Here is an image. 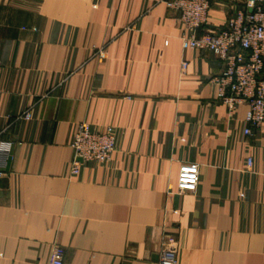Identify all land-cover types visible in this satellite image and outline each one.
I'll list each match as a JSON object with an SVG mask.
<instances>
[{
	"label": "crops",
	"instance_id": "0c3cea01",
	"mask_svg": "<svg viewBox=\"0 0 264 264\" xmlns=\"http://www.w3.org/2000/svg\"><path fill=\"white\" fill-rule=\"evenodd\" d=\"M164 1L0 0V264L57 247L64 264H161L170 247L177 264H264V123L246 136L248 106L216 100L222 62ZM246 1L210 0L211 27ZM81 123L116 150L73 175ZM184 164L195 193L178 191Z\"/></svg>",
	"mask_w": 264,
	"mask_h": 264
},
{
	"label": "built area",
	"instance_id": "2783aa9c",
	"mask_svg": "<svg viewBox=\"0 0 264 264\" xmlns=\"http://www.w3.org/2000/svg\"><path fill=\"white\" fill-rule=\"evenodd\" d=\"M167 8L178 14L182 40L192 50L211 53L222 62V72L211 79L216 86V100L224 104L229 114L240 105H247L246 136L260 129L264 123V0H247L246 8L230 17L220 29L210 25V0H165ZM103 51H100L101 55ZM188 64L182 63V71ZM71 147L74 151L72 174L78 175L81 166L89 162L107 164L116 150V137L111 128L103 131L89 124L77 125ZM8 149H0V174L5 166L3 156ZM250 157L247 167L251 168ZM201 179L198 164H184L178 176L179 193H195ZM65 250L57 247L50 264H64ZM161 264H177V250L165 249Z\"/></svg>",
	"mask_w": 264,
	"mask_h": 264
}]
</instances>
